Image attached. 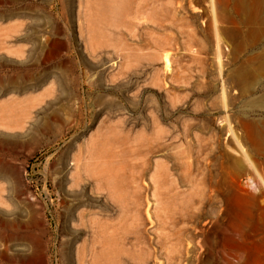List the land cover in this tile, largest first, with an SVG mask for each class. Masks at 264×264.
<instances>
[{
	"label": "rangeland",
	"instance_id": "1",
	"mask_svg": "<svg viewBox=\"0 0 264 264\" xmlns=\"http://www.w3.org/2000/svg\"><path fill=\"white\" fill-rule=\"evenodd\" d=\"M210 1L0 0V264H264L257 0Z\"/></svg>",
	"mask_w": 264,
	"mask_h": 264
},
{
	"label": "bare ground",
	"instance_id": "2",
	"mask_svg": "<svg viewBox=\"0 0 264 264\" xmlns=\"http://www.w3.org/2000/svg\"><path fill=\"white\" fill-rule=\"evenodd\" d=\"M238 1V0H237ZM211 3L210 4H212V2H214V0H211L210 1ZM240 2V1H239ZM230 3V2H229ZM242 3V2H241ZM212 6H213V4H212ZM243 5H241V7H242ZM248 6V5H247ZM259 6H260V0H257L256 2H255V4H254V11H255V13L252 15V19H251V26H252V28H250V27H248V28H250V29H254V31H252V38L250 39V43L252 44V45H255V44H257V43H259L260 42V38H262L263 39V36H264V15H262V17H259V13H260V8H259ZM242 9V8H241ZM241 11V10H240ZM253 12V11H252ZM231 18V17H230ZM231 19H233V18H231ZM235 20V19H234ZM237 22V21H236ZM246 23V22H245ZM241 28V27H240ZM247 28V27H246ZM249 30V29H248ZM251 31V30H250ZM216 36L218 37V35L216 34ZM216 37V38H217ZM261 39V40H262ZM217 40V47H219L220 46V43L222 42L219 38H217L216 39ZM244 41V40H243ZM242 42V41H241ZM245 44V43H244ZM243 44V45H244ZM250 44V45H251ZM223 45V44H222ZM246 45V44H245ZM256 46V45H255ZM237 47V46H236ZM235 47V48H236ZM220 48V47H219ZM234 48V49H235ZM242 49V48H241ZM219 50H221V49H218V51ZM245 50H246V48H245ZM218 51H217V53H218ZM237 51V50H236ZM220 53V52H219ZM219 53H218V55H219ZM221 56V55H220ZM219 58H221V57H218V59ZM220 60V59H219ZM254 61V60H253ZM257 61V60H256ZM220 62H221V64H222V60H220ZM219 62V63H220ZM259 62V61H258ZM255 63V62H254ZM257 63V62H256ZM262 63V62H261ZM261 63H260V65H261ZM264 63V62H263ZM257 65V64H256ZM262 65H264V64H262ZM243 66V65H242ZM259 66V65H258ZM260 67V66H259ZM264 67V66H263ZM221 68V67H220ZM244 68V67H243ZM220 70V69H219ZM221 70H223L222 68H221ZM239 70V69H238ZM238 70H237V72H238ZM261 70H263V69H261ZM221 72V71H220ZM235 73V72H234ZM253 74H254V72H252ZM221 74V73H220ZM224 74V73H223ZM238 74V73H237ZM237 74H235V75H237ZM256 75V74H255ZM254 75V76H255ZM246 77V76H245ZM252 77V76H251ZM255 78V77H254ZM247 79V78H246ZM256 79V78H255ZM231 81V80H230ZM237 81H238V78H237ZM247 82V81H246ZM224 83V82H223ZM251 83V82H250ZM225 84V83H224ZM222 87H223V85H222ZM224 88H226V87H224ZM221 89H223V88H221ZM230 89V88H229ZM224 92H225V89L223 90ZM229 91V90H228ZM226 93V92H225ZM224 93V94H225ZM246 94V93H245ZM264 94V93H263ZM226 95V94H225ZM257 98V97H256ZM260 100V99H259ZM260 102V101H259ZM260 104H262V106H264V95H263V98H262V100H261V103ZM256 105V104H255ZM264 108V107H263ZM257 120V119H256ZM263 120V119H262ZM264 121V120H263ZM254 123V122H253ZM257 123V122H256ZM229 124V123H228ZM250 124V123H249ZM259 124V123H258ZM230 125V124H229ZM245 125V124H244ZM254 125V124H253ZM257 125V124H256ZM254 127V126H253ZM252 127V128H253ZM251 128V129H252ZM258 128H260L259 126H258ZM262 129V128H261ZM257 131H259V130H257ZM261 131V130H260ZM252 133V132H251ZM262 133V132H261ZM252 135H253V133H252ZM263 136H264V134H263ZM254 137V136H253ZM252 137V138H253ZM247 138V137H246ZM259 138V137H258ZM251 139V138H250ZM257 139V138H256ZM262 139V138H261ZM254 140H255V138H254ZM259 141H260V139H259ZM253 142V141H252ZM255 143V142H254ZM262 144L264 143V140H263V142H261ZM240 144V143H239ZM238 144V145H239ZM253 144V143H252ZM256 144V143H255ZM241 145V144H240ZM254 145V144H253ZM259 145V144H258ZM241 150L243 149L242 147L240 148ZM256 149V148H255ZM260 150L259 151H261V155H263L264 156V145H261L260 146V148H259ZM245 149H243V152H246V151H244ZM242 152V151H241ZM256 153H258V152H256ZM245 154V153H244ZM247 154H249V153H246L245 154V156H246V158L245 159H247V158H249V156L247 155ZM250 155V154H249ZM258 155H260V154H258ZM248 156V157H247ZM243 157H244V155H243ZM247 162H248V159H247ZM249 163V162H248ZM247 163V164H248ZM263 163V162H262ZM96 164V163H95ZM146 162L144 163L143 162V164L141 165V167L144 169V168H147V166H146ZM96 165H98V164H96ZM250 166V165H249ZM251 166H252V163H251ZM254 166V165H253ZM141 168V169H142ZM253 170H254V168H253ZM144 171H145V169H144ZM254 171H256V170H254ZM105 173V172H107V171H102V173ZM100 173V172H99ZM108 173V172H107ZM100 175V174H99ZM106 176V175H105ZM105 176H103L102 177V175H101V177L102 178H105ZM107 177H108V175H107ZM101 178V179H102ZM107 179H109V178H107ZM263 179V178H262ZM263 181V180H262ZM262 183V185H263V183L264 182H261ZM264 187V186H263ZM254 189H256V188H254ZM257 190V189H256ZM260 193V192H259ZM254 195V194H253ZM256 195V194H255ZM252 197V196H251ZM255 197H257V196H255ZM262 198V200H264L263 199V197H261ZM247 200V199H246ZM261 200V199H260ZM259 200V201H260ZM261 200V201H262ZM262 203V202H261ZM261 203H260V205H261ZM257 207H260V206H257ZM8 235V234H7ZM11 235H12V233H11ZM8 237H9V235H8ZM263 256V255H262ZM248 259V258H247ZM246 261V260H245ZM244 261V262H245ZM259 262H260V260H259ZM264 262V261H263ZM217 264L219 263V262H216Z\"/></svg>",
	"mask_w": 264,
	"mask_h": 264
}]
</instances>
